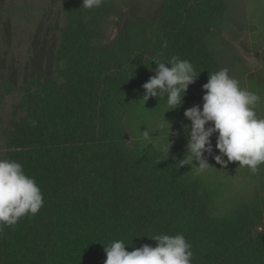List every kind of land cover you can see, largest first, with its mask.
I'll return each mask as SVG.
<instances>
[{
    "label": "trees",
    "instance_id": "16d2710c",
    "mask_svg": "<svg viewBox=\"0 0 264 264\" xmlns=\"http://www.w3.org/2000/svg\"><path fill=\"white\" fill-rule=\"evenodd\" d=\"M105 1L62 0L63 66L33 75L14 107L0 264H264V204L210 215L177 147L129 149L124 134L193 114L188 78L217 71L205 40L225 0H163L155 50L90 53Z\"/></svg>",
    "mask_w": 264,
    "mask_h": 264
},
{
    "label": "rangeland",
    "instance_id": "374dc122",
    "mask_svg": "<svg viewBox=\"0 0 264 264\" xmlns=\"http://www.w3.org/2000/svg\"><path fill=\"white\" fill-rule=\"evenodd\" d=\"M162 2L106 0L95 15L90 53L119 55L133 45L155 50ZM0 9L1 165L25 84L63 66L57 52L65 20L62 0H0ZM209 32L206 46L217 71L188 78L193 114L148 120L140 123V135L129 127L124 134L129 149L177 147L194 178L211 191L209 214L221 216L264 204V0H225Z\"/></svg>",
    "mask_w": 264,
    "mask_h": 264
}]
</instances>
